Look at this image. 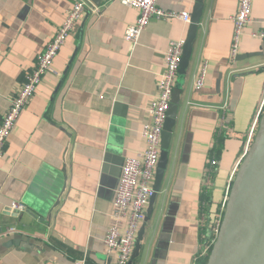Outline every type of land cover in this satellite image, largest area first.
Returning a JSON list of instances; mask_svg holds the SVG:
<instances>
[{
	"label": "crops",
	"instance_id": "1",
	"mask_svg": "<svg viewBox=\"0 0 264 264\" xmlns=\"http://www.w3.org/2000/svg\"><path fill=\"white\" fill-rule=\"evenodd\" d=\"M76 1L0 0V120ZM86 1L0 157V264H117L116 255L105 254L103 238L121 166L145 149L146 108L169 42H184L189 24L152 18L133 45L124 35L136 9ZM194 3L157 0L175 13L191 14ZM237 6L238 0H205L174 85L179 106L163 180L132 264L208 262L199 256L264 109L259 113L264 43L251 35L264 30V0H253L240 39L238 56H253L231 62L230 17ZM202 72V88L195 90ZM13 202L25 210H11Z\"/></svg>",
	"mask_w": 264,
	"mask_h": 264
},
{
	"label": "built area",
	"instance_id": "2",
	"mask_svg": "<svg viewBox=\"0 0 264 264\" xmlns=\"http://www.w3.org/2000/svg\"><path fill=\"white\" fill-rule=\"evenodd\" d=\"M104 1H115L138 11L135 22L127 27L124 35L125 39L133 45L137 44L142 31L152 18L178 19L185 24H190L191 20L189 12L175 13L162 10L157 6V0ZM252 4L253 0H238L237 11L230 17L233 24L229 53L231 62H234L238 57L241 35L246 26L251 22ZM86 8V0H77L70 10L66 12L55 35L49 39L44 50L37 57L34 67L25 75L24 82L10 99L9 107L0 120V157L22 111L35 95L42 78L51 69L53 60L65 44L76 22L81 18ZM91 9L92 12L98 11L96 7ZM251 35L254 38H259L264 43V30L254 32ZM183 44L182 40L169 42L165 55V67L157 83V93L150 99L146 108L150 121L142 127L141 133L145 141L144 151L137 153L135 156L126 157L121 166L120 177L115 189L113 207L109 216V224L103 238L105 254L107 256L116 255L117 264H126L130 260L137 232L140 224L144 221L145 209L153 195L154 175L161 148V135L180 67ZM202 84L203 72L195 81V90L201 89ZM263 107L264 100L259 113ZM256 123L257 118L254 125ZM220 125H224L223 117L220 120ZM252 141L251 139L248 140L243 157L247 154ZM242 158L240 159L241 162ZM214 164H216V161L212 160L211 165ZM238 168H235L231 174L230 185H232ZM209 179V175H207V182ZM230 188L231 186L227 188L222 213L216 218L211 228V239L207 241L204 252L199 257L204 256L207 259L209 257L220 231ZM10 208L16 212H23L25 210L24 205L20 202H13ZM75 264H85V260H79Z\"/></svg>",
	"mask_w": 264,
	"mask_h": 264
},
{
	"label": "water",
	"instance_id": "3",
	"mask_svg": "<svg viewBox=\"0 0 264 264\" xmlns=\"http://www.w3.org/2000/svg\"><path fill=\"white\" fill-rule=\"evenodd\" d=\"M205 0H195L186 39L183 44L178 74H184L195 39L197 26ZM239 55L237 60L252 57ZM219 80L217 81V88ZM180 89H173L161 135V148L154 175L153 195L144 213L130 260L138 258L144 229L153 208L155 196L160 190L167 165V152L179 106ZM207 264H264V110L257 131L242 160L228 193L219 234L208 257Z\"/></svg>",
	"mask_w": 264,
	"mask_h": 264
},
{
	"label": "trees",
	"instance_id": "4",
	"mask_svg": "<svg viewBox=\"0 0 264 264\" xmlns=\"http://www.w3.org/2000/svg\"><path fill=\"white\" fill-rule=\"evenodd\" d=\"M205 199H206V196H205Z\"/></svg>",
	"mask_w": 264,
	"mask_h": 264
}]
</instances>
